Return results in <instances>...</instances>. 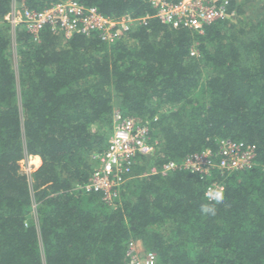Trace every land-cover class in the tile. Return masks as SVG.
Returning <instances> with one entry per match:
<instances>
[{
    "label": "trees",
    "instance_id": "obj_1",
    "mask_svg": "<svg viewBox=\"0 0 264 264\" xmlns=\"http://www.w3.org/2000/svg\"><path fill=\"white\" fill-rule=\"evenodd\" d=\"M11 1L0 0V264H125L130 239L162 264H264V0H230L236 20L201 34L151 18L112 44L95 34L65 40L49 26L34 41L21 27L16 61ZM77 1L110 16L152 12L147 0ZM115 109L146 122L159 149L138 155L110 205L75 185L96 167ZM222 138L254 146L255 164L226 177L214 216L200 212L209 203L200 175L146 174ZM25 154L40 158L29 175L18 163Z\"/></svg>",
    "mask_w": 264,
    "mask_h": 264
},
{
    "label": "built area",
    "instance_id": "obj_2",
    "mask_svg": "<svg viewBox=\"0 0 264 264\" xmlns=\"http://www.w3.org/2000/svg\"><path fill=\"white\" fill-rule=\"evenodd\" d=\"M152 12L133 16L104 15L96 6H88L77 0H49L42 9L19 6L11 1L10 10L4 16L12 36L11 46L16 47L18 28L24 27L34 41L40 40L41 30L49 26L51 32L68 39L74 34H95L101 41L112 44L125 39L129 31L138 25L148 24L151 18L167 23L173 28H185L201 34L204 29L219 19L236 18V9L228 12L230 0H147ZM235 16V17H234ZM13 44V45H12ZM195 45L190 55H197ZM158 138L151 140L149 125L133 116H124L115 109L112 114V132L105 148L96 153V167L87 179L75 185V192H99L101 198L113 204L121 186L131 173L139 154L151 156L158 150ZM27 155L19 160L20 172L29 175L36 169L32 158ZM255 148L241 140L222 138L217 149L206 148L191 153L180 160L170 159L153 164L146 174H171L184 170L200 175L206 180L205 193L209 188L225 187L229 174L251 169L255 162ZM35 167V168H34ZM23 168V169H22ZM207 200V199H206ZM208 201V200H207ZM36 202L32 200L35 215ZM125 264H162L157 253L145 249L139 239H130L125 248Z\"/></svg>",
    "mask_w": 264,
    "mask_h": 264
},
{
    "label": "clouds",
    "instance_id": "obj_3",
    "mask_svg": "<svg viewBox=\"0 0 264 264\" xmlns=\"http://www.w3.org/2000/svg\"><path fill=\"white\" fill-rule=\"evenodd\" d=\"M39 157V156H38ZM40 159V158H39ZM206 199L209 203L200 204V212L204 215L214 216L216 214V205L223 203V189L209 188L205 193Z\"/></svg>",
    "mask_w": 264,
    "mask_h": 264
},
{
    "label": "rangeland",
    "instance_id": "obj_4",
    "mask_svg": "<svg viewBox=\"0 0 264 264\" xmlns=\"http://www.w3.org/2000/svg\"><path fill=\"white\" fill-rule=\"evenodd\" d=\"M259 9V5L258 4H253V5H251V7H250V9H249V11L247 10V13H246V15L247 16H249L250 15V13L252 12V13H255L257 10ZM237 18V17H236ZM230 20H236V19H230ZM10 32V31H9ZM10 39H11V41H12V36H11V33H10ZM13 45V44H12ZM11 51H12V54H13V58H14V61H16V47H12L11 46ZM35 158L33 157L32 158V161L35 163V160H34ZM20 162V161H19ZM36 166H37V164H36ZM35 168V167H34ZM37 168V167H36ZM23 169V168H22ZM32 217H33V219L35 220L36 219V212H35V215H34V213L32 212Z\"/></svg>",
    "mask_w": 264,
    "mask_h": 264
},
{
    "label": "crops",
    "instance_id": "obj_5",
    "mask_svg": "<svg viewBox=\"0 0 264 264\" xmlns=\"http://www.w3.org/2000/svg\"><path fill=\"white\" fill-rule=\"evenodd\" d=\"M37 156V155H36ZM39 164H40V159H39V161H38V163H37V166L36 167H38L39 166Z\"/></svg>",
    "mask_w": 264,
    "mask_h": 264
},
{
    "label": "bare ground",
    "instance_id": "obj_6",
    "mask_svg": "<svg viewBox=\"0 0 264 264\" xmlns=\"http://www.w3.org/2000/svg\"><path fill=\"white\" fill-rule=\"evenodd\" d=\"M35 160V159H34Z\"/></svg>",
    "mask_w": 264,
    "mask_h": 264
}]
</instances>
